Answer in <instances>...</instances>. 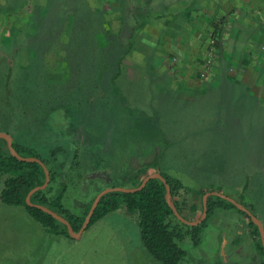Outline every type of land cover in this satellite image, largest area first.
Wrapping results in <instances>:
<instances>
[{
    "label": "rangeland",
    "instance_id": "rangeland-1",
    "mask_svg": "<svg viewBox=\"0 0 264 264\" xmlns=\"http://www.w3.org/2000/svg\"><path fill=\"white\" fill-rule=\"evenodd\" d=\"M107 2L0 0V132L59 170L53 185L66 184L63 204L75 214L108 187H130L125 177L155 161L186 186L254 205L264 229V105L245 88L177 89L150 54H129ZM230 211L212 214L198 243L178 241L179 264H251V228ZM28 217L0 211V264H162L142 242L137 213L124 208L80 239Z\"/></svg>",
    "mask_w": 264,
    "mask_h": 264
},
{
    "label": "crops",
    "instance_id": "crops-1",
    "mask_svg": "<svg viewBox=\"0 0 264 264\" xmlns=\"http://www.w3.org/2000/svg\"><path fill=\"white\" fill-rule=\"evenodd\" d=\"M108 4L103 8H112L113 20L122 21V36L136 39L128 40L133 44L128 47L129 54L142 60L150 54L157 61L158 74L168 76L177 89L205 93L221 86L245 88L264 105V0H112L109 7ZM208 60L212 61L210 73L201 79L198 75ZM248 168L251 167L247 164L237 166L244 178ZM0 182L4 183V177ZM187 202L183 213L190 220L198 219L199 198L189 196ZM7 206L0 207V211L9 209L31 220L24 207ZM231 209L217 208L212 214L220 212L225 216ZM243 217L245 229H250L248 219ZM3 227L1 224L0 230ZM222 250L227 257L223 245ZM249 256V263L260 264L256 247Z\"/></svg>",
    "mask_w": 264,
    "mask_h": 264
},
{
    "label": "trees",
    "instance_id": "trees-1",
    "mask_svg": "<svg viewBox=\"0 0 264 264\" xmlns=\"http://www.w3.org/2000/svg\"><path fill=\"white\" fill-rule=\"evenodd\" d=\"M13 146L25 157H37L44 161L50 171L51 181L49 185L46 189L35 192L31 197L32 202L47 206L54 212L62 215L68 219L74 231L78 232L96 196L86 204L82 214L71 212L63 204L64 194L67 190L66 184H61L60 187L54 190L53 183L57 181L60 172L51 167L48 159L43 158L37 150L15 141H13ZM154 162L148 163L144 167L138 169L133 177H125L127 186L138 187L143 179L150 174L149 169L154 168L164 176L167 183L170 185L171 200L186 219L189 218L183 214V210L188 204L187 197L194 196L199 198L201 215L203 212V195L208 191H219L213 186L201 188L199 190L186 186L179 178L161 171L159 166L154 164ZM3 177L4 187L0 191V201L8 205L24 207L31 217L39 222L46 231L74 239L70 236L65 224L55 219L49 213L37 207L29 206L26 203V197L30 190L45 182L46 174L43 167L37 162L18 160L9 151L7 141L0 138V179ZM248 186L249 183H246L244 188L246 189ZM166 193V185L159 178L150 179L145 187L137 192H110L100 199L86 230L109 213L124 208L129 213H137L141 239L150 254L162 264H179L181 259L186 255V251L179 245L178 241H183L188 236H192V239L198 243L200 241L201 228L205 226L208 218L215 209L235 208L248 219L251 233L256 241V248L261 258L260 264H264V249L258 226L245 212L239 210L233 203L219 196L209 197L206 219L200 225L192 226L184 224L177 219L166 200ZM240 202L257 215L254 205L244 201ZM197 208L198 206L195 204L194 209Z\"/></svg>",
    "mask_w": 264,
    "mask_h": 264
},
{
    "label": "water",
    "instance_id": "water-1",
    "mask_svg": "<svg viewBox=\"0 0 264 264\" xmlns=\"http://www.w3.org/2000/svg\"><path fill=\"white\" fill-rule=\"evenodd\" d=\"M0 138H3V139H5L7 141V145H8L9 151L18 160L27 161V162H37L43 167V169L45 171V174H46L45 182H44V184L36 186V187H34L33 189L30 190V192L28 193V195L26 197V203L29 206L37 207V208L43 210L44 212L49 213L55 219H57L58 221H60L63 224H65L67 226V228H68V232H69L70 236L73 237V238H79L83 234V232L86 230V228H87V226H88V224H89V222H90V220H91V218L93 216V213H94V211H95L100 199L103 196H105L106 194H108L110 192H116V191L117 192H126V193L137 192V191L142 190L150 179L159 178L166 185V189H167L166 200H167L168 204L170 205V207L172 208V210L174 212V215L177 217V219L179 221H181L184 224L192 225V226L200 225L206 219L207 214H208V199H209V197H211V196H219V197H221L223 199H226L227 201L233 203L239 210L245 212L250 217V219L258 226L260 234H261V240H262V244H263V249H264V229H263L262 222H261L260 218L257 215H255L250 208L246 207L239 200H236L232 196L226 195V194H224L222 192H219V191H208V192H206L203 195V198H202V200H203V212H202L201 216L198 219H196V220H188L178 211L176 205L171 200L170 185L167 183L166 179L164 178V176L160 172H154V173H151V174L147 175L143 179L142 183L138 187H117V186H113V187H108V188L102 190L101 192H99L96 195V197H95V199H94V201L92 203V206H91V208H90V210H89V212H88V214H87V216H86V218H85V220H84V222L82 224L81 229L78 232H76V231H74V229H73L71 223L68 221V219H66L62 215L58 214L57 212H54L49 207L44 206V205H40V204H35L31 200V197H32V195L35 192H37L39 190L46 189L47 186L49 185L50 181H51L50 171H49L47 165L44 163V161H42L41 159H39L37 157H25V156L21 155L14 148V146H13V138H12V136L9 133L0 132Z\"/></svg>",
    "mask_w": 264,
    "mask_h": 264
},
{
    "label": "built area",
    "instance_id": "built-area-1",
    "mask_svg": "<svg viewBox=\"0 0 264 264\" xmlns=\"http://www.w3.org/2000/svg\"><path fill=\"white\" fill-rule=\"evenodd\" d=\"M211 64H212V61L211 60H208L207 61V64L203 67V69L200 71L199 73V77L201 79H206L210 73V69H211Z\"/></svg>",
    "mask_w": 264,
    "mask_h": 264
}]
</instances>
